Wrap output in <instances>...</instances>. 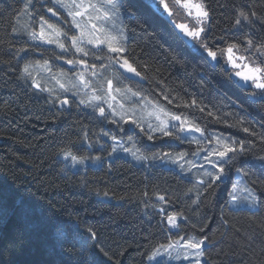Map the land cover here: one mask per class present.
<instances>
[{
	"label": "trees",
	"instance_id": "trees-1",
	"mask_svg": "<svg viewBox=\"0 0 264 264\" xmlns=\"http://www.w3.org/2000/svg\"><path fill=\"white\" fill-rule=\"evenodd\" d=\"M128 2L135 12V16L125 19L129 49L136 57L138 70L147 76L144 89L151 91L148 100L156 102L159 99L173 112L203 117L201 123L207 121L209 129L246 137V133L227 128L197 110L167 104L162 91L170 97L189 101L194 94L218 115L234 111L232 102H235L248 111L250 118H264V106L252 104L248 93L235 87L219 69L203 63L195 52L184 47L173 37L168 23L153 15L142 0ZM206 2L215 20L213 35L232 29L241 10L249 15L257 14L251 27L257 42L264 35V0ZM24 3L25 0H0V196L3 198L0 202L5 210L23 204L34 212L32 223H27L20 215L11 212L5 215V211H0V264H149L147 257L151 251L170 238L160 220L161 208L165 213L183 212L187 217L181 222L180 235L185 238L207 236L205 264H264V209L256 215L248 210L236 211L225 206L226 186L213 194L211 190L203 192L205 185L167 169L159 160L135 163L117 158L108 161V150L88 149L81 143L82 125L90 134L99 133L101 126L75 106L69 113L60 109L58 101L55 105L48 103L49 95L37 93L31 86L32 80L23 75L24 64H35L43 59H48L56 69L54 56L58 53L49 48L43 57L39 51H30L19 53L17 59L16 50L31 44L25 37L13 33L14 28L17 30ZM46 4L47 0L45 5L36 0L34 7L42 9ZM179 12L177 22L188 21L180 9ZM240 39L243 42L242 36ZM117 71L121 70L116 68ZM201 74L207 83L200 79ZM158 81H163V86ZM125 85L135 87L127 81ZM225 119L231 118L225 116ZM256 131L262 130L256 126ZM248 139L255 145L253 152L264 155V144L258 137ZM143 143L148 144L147 149H141L146 154L171 150L167 141L152 144L145 138ZM188 147L176 145V150ZM69 149L78 155H100L103 164L98 168L75 170L70 161L62 157ZM248 167L254 175L245 179L264 199L261 162L250 156ZM252 179H256V183L253 184ZM105 192L107 197L103 195ZM198 194L199 201L194 203ZM157 195H164L166 202L159 201ZM76 219L81 222V230L85 226L98 230L100 244L86 250L57 248L53 251L51 234L41 224L61 222L63 227ZM201 228L204 231H200ZM177 238L171 236V239ZM101 249L114 259L110 260Z\"/></svg>",
	"mask_w": 264,
	"mask_h": 264
},
{
	"label": "snow or ice",
	"instance_id": "snow-or-ice-1",
	"mask_svg": "<svg viewBox=\"0 0 264 264\" xmlns=\"http://www.w3.org/2000/svg\"><path fill=\"white\" fill-rule=\"evenodd\" d=\"M37 2L45 5V0H37ZM142 2L153 15L168 23L173 37L184 47L195 52L203 63L213 69H219L235 87L248 93L252 104L259 103L264 106V35L257 42L251 34V27L257 15L255 12L249 15L243 10L239 11L232 29L213 35L215 20L212 8L206 0H198V2L142 0ZM179 9H183L184 14L192 17V20L177 22L176 17L180 15ZM20 11L27 15L29 24L24 32H17L14 28L13 33L27 35L31 44L16 50L17 59L20 58L19 53L30 51H39L43 57L44 53L50 49L36 46H54L59 49V53L54 56L55 60L70 66L68 71L61 69L59 73L52 75L61 90L54 99H51L54 90L42 85L31 71L33 68H40L46 73H52V66L48 59L37 61L35 64H24L23 75L32 79L31 86L37 90V93H48L50 97L48 103L55 105L58 101L60 109L69 113L75 106L88 119L101 126L99 133L90 134L82 125L81 143L86 144L88 149L108 150L109 156L118 152L124 153L136 161H143L149 158L141 154L142 148H148V144L143 143L145 138L152 144L168 141V147L171 150L153 153L151 157L153 160L166 159L177 165L182 172L202 169L200 176L207 179L200 178L197 183L205 185L203 192L211 190L210 194H213L222 186H226L228 199L225 201V206L236 211L246 207L252 210L253 215H256L264 209V199L257 195L255 189L248 186V180L245 179L252 178L254 175L248 167L250 156L258 159L261 162V168L264 169V155L253 152L255 145L248 139L250 136H256L264 144V118L261 120L250 118L248 111L235 102H232L234 111H226L223 115H218L199 101L194 94L189 101L183 97L179 99L176 96L170 97L164 91L161 95L167 104L177 108L183 106L186 109L197 110L204 116L212 117L219 124L242 131L247 136L237 137L232 133L209 129L207 121L201 123L203 117L196 118L189 113L173 112L166 104L160 103L159 99L152 104L154 112L149 113L150 116H154L157 122L155 125L148 122L146 127L137 117L138 105L148 100L151 91L144 89L141 82L147 80V76L145 72L138 70L136 57L131 55L129 49L128 27L125 19L135 16V12L128 0H47L46 6L42 9L34 7V0H25ZM241 36L243 42H241ZM210 40L214 42L210 43ZM93 61L101 63L97 64ZM104 61L108 63L105 64ZM109 65H117L122 71H117L114 77L109 78L103 73V69ZM144 67L146 71L147 65ZM68 72H72L76 77L75 81H70L71 88L59 79V77L67 76ZM88 75L93 79H88ZM200 79L207 83L203 74L200 75ZM126 81L135 87L126 86ZM158 83L163 86V81ZM81 92L83 95H80ZM68 93L75 99L70 100L66 95ZM118 95L124 96L131 106L126 107L124 103H121L117 99ZM148 102L152 103V101ZM89 109L91 111L87 112L86 110ZM225 116L231 119H225ZM104 125L115 127L105 129ZM256 126H259L262 131L257 132ZM101 138H104L103 142ZM108 141L111 143L109 144ZM176 142L196 144L198 147L194 152L177 151ZM190 155L194 156L195 160L189 159ZM63 158L70 159L73 165H85L88 161L93 164L102 162L100 155H78L70 149L63 152ZM185 164L188 165L187 169ZM251 182L256 183V179H252ZM238 193H246V195L241 197ZM103 195L107 197L108 193L105 192ZM144 196L147 197L148 194L144 193ZM156 198L162 203L166 202L164 195H157ZM2 199L0 196V201ZM198 201L199 194L194 203ZM0 211H5V215L8 212L20 215L27 223H32L34 210L23 204L13 205L5 210L0 202ZM160 212L162 213L160 220L164 222V230L169 232L170 238L167 243L155 247L147 259L154 264H166L160 259L161 257H166L168 261L178 259L188 261L189 264H201L205 257L207 236L202 238L193 236L185 239L179 233L182 227L181 221L187 219L184 213L180 211L165 213L163 208ZM224 222L227 223L226 220ZM41 226L51 234L53 251L57 248L86 250L89 247L96 248L100 244L98 230L92 226H85L81 230L79 219L71 224H64L63 227L61 222L50 225L42 223ZM200 231L204 229L201 228ZM173 235L178 238L171 239ZM248 239L251 240L252 237L249 236ZM101 251L104 250L101 249ZM104 255L110 260L114 259V256L107 251H104Z\"/></svg>",
	"mask_w": 264,
	"mask_h": 264
},
{
	"label": "rangeland",
	"instance_id": "rangeland-1",
	"mask_svg": "<svg viewBox=\"0 0 264 264\" xmlns=\"http://www.w3.org/2000/svg\"><path fill=\"white\" fill-rule=\"evenodd\" d=\"M35 1L36 0H34V3H35ZM194 2H198V0H194ZM180 10L183 12L182 14L185 15L184 14V10L183 9H180ZM186 17H187V20L188 21L192 20V17H188V16H186ZM33 19H35V17ZM28 24H29V19H28L27 15L24 14V13H22V15L20 16V19H19V22H18V26H17V30L16 31L17 32H24L25 31V28H26V26ZM16 36H18V37H25L27 40H29L27 35H16ZM40 46H44V47H48V48H51V49H55L59 53V49L55 48L54 46H45V45H40ZM93 62L94 63H97V64H100L101 63L100 61H93ZM56 63H57L56 69H55L54 65L50 63L51 66H52V73H46V72H44L40 68H33V69H31L33 76L38 81H40L42 83V85H44V86H46V87L54 90L52 97H55V95L57 93L61 92V90L59 88V85L56 83V80H54L52 78L53 73H59L61 71V69L65 70V71H68V69H69L68 68V65L63 64L62 61H57ZM103 63L107 64L108 62L107 61H104ZM116 68H118L117 65H109L107 68L103 69V73L107 77L112 78L117 73L116 72ZM59 79L61 80V82H63L69 88H71L70 81H75L76 77H75V75L72 72H68V75L67 76L59 77ZM88 79H93V78L90 75H88ZM72 91H76V89H72ZM45 93H47V92H45ZM66 95H68L69 98L75 99V97H72L70 93H68ZM80 95H83V92H81ZM117 99L121 103H124L126 105V107H130L131 106L129 104V101L124 96L118 95ZM148 101L149 100H145V101L142 102V105H138V108H137V111H136L137 117L140 118L142 120V122H144V124H145L146 127H147L148 122H151L153 125H155L157 123L156 120H155V118H154V116H150L149 115V113L154 112V109H153L152 104L155 103V102L149 103ZM124 139H125V141L127 140V138H124ZM176 145L177 146H186V145L189 146L188 148L182 149V150H179V151H192V152H194L197 149V147H198L196 144H179L178 142H176ZM141 154L148 156L149 157L148 158L149 160L152 159L151 157H152L153 154H146L142 150H141ZM201 156H203V153H201ZM117 158L130 159V160H132L135 163H139L140 162V161H136V160L132 159L131 156H128V155H126L124 153H119V152L116 153V154H113V156H108L107 160L108 161H114ZM148 159H146V160L149 161ZM189 159L195 160V157L190 155L189 156ZM156 160H159V162L161 164L165 165V167L167 169L176 170V171H178L179 173L183 174L184 176H186L188 178H191V179H194V180H198L200 178L207 179V178H204V177H201L200 176V172L203 171L202 169H192L191 172H182L181 169L177 165L172 164L170 161H168L166 159L165 160L156 159ZM68 161H70V165L75 170L76 169H79L80 167H84V168H87V167H95V168H98V167H101L102 164H103V161L102 162H99V163H96V164H93L90 161H88V162H86L85 165H73V163H72V161L70 159ZM201 163H203V160H201ZM185 168L186 169L188 168V165L187 164H185ZM238 195H240L241 197H243L244 195H246V193H238ZM240 210L252 211V210L247 209L246 207H241ZM191 237H193V236H191ZM185 239H187V238H185ZM181 243H183V241H181ZM206 247H207V243L205 245V248ZM160 259L162 261H165L166 264H189L188 261H184V260L172 259V260L168 261L166 257H161ZM149 264H154V262L149 261ZM201 264H205V257L202 259Z\"/></svg>",
	"mask_w": 264,
	"mask_h": 264
},
{
	"label": "water",
	"instance_id": "water-1",
	"mask_svg": "<svg viewBox=\"0 0 264 264\" xmlns=\"http://www.w3.org/2000/svg\"><path fill=\"white\" fill-rule=\"evenodd\" d=\"M70 68V66H68ZM122 71V70H121ZM143 85L146 84V80L141 82Z\"/></svg>",
	"mask_w": 264,
	"mask_h": 264
}]
</instances>
